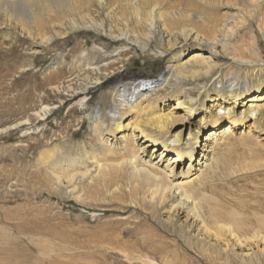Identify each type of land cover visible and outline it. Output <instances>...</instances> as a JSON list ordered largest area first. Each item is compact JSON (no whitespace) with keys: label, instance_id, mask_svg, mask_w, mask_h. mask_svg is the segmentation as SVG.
<instances>
[{"label":"rangeland","instance_id":"rangeland-1","mask_svg":"<svg viewBox=\"0 0 264 264\" xmlns=\"http://www.w3.org/2000/svg\"><path fill=\"white\" fill-rule=\"evenodd\" d=\"M75 1L74 9L65 7L58 12L60 16L57 12L48 13L43 25L29 29L31 37L11 25L0 28V264H264V254L258 249L236 247L234 251H223L212 243H204L196 234V227L190 228L183 216L168 219L161 207L139 198L138 204L131 203L130 197L124 196V192H129L127 178L120 182L123 193L109 195L104 202L77 201L67 192L52 188L47 173L54 158L49 164L52 153L48 151L59 147L57 157L80 152L83 144L90 142V113L109 105L112 88L138 79L159 78L169 57L159 51L158 37L142 52L127 41H114L93 30L73 29L69 24L70 19L78 21V16L86 15L87 10L92 9L91 16L97 19L107 18L104 13L112 11L113 19L108 17L107 28L112 23L116 34L129 27L142 35L129 1L107 11L100 9L96 0ZM184 2V9L203 13L209 24L197 22L194 26L207 35L214 24L233 27L230 24L239 23L234 30L233 46L242 51L255 42L253 46L264 60V1L260 9L251 12L249 0H211L207 5L202 0ZM142 3L140 7L146 13L147 4ZM118 15L122 20L130 17L129 24L125 25ZM49 19H56L55 23ZM183 26L175 24L170 28L181 32ZM37 37L51 40L42 43ZM206 46L207 51L202 53L210 56V47ZM92 54L113 57L112 68L97 73L87 67V72L82 60ZM228 58L231 57H222L216 72L228 75ZM258 65L261 66L255 65L252 77L264 82V62ZM98 75L101 78L95 84ZM250 79L249 90L254 92L257 80ZM82 87L88 90H83L84 94L73 90ZM143 113L138 111L136 116L135 111L130 118L141 119ZM245 123H253L252 118ZM105 135L108 136V130ZM231 142L234 144L223 146L222 152L233 170L217 180L214 196H210L226 208L239 211L249 225L264 234L259 218L264 217V122L243 137L239 133L233 135ZM174 153L169 152L170 156ZM187 161L188 158L183 159L186 167ZM197 174L195 170L193 176ZM253 228L249 236L254 234ZM126 229L135 232L124 236ZM116 234L119 245L107 243L106 236ZM145 239L151 247L141 251L137 244ZM153 244L161 247L156 251Z\"/></svg>","mask_w":264,"mask_h":264},{"label":"bare ground","instance_id":"bare-ground-1","mask_svg":"<svg viewBox=\"0 0 264 264\" xmlns=\"http://www.w3.org/2000/svg\"><path fill=\"white\" fill-rule=\"evenodd\" d=\"M115 1L111 4L112 1L96 0L98 7L106 11L129 1L135 25L141 27L142 35L129 27L119 34L114 33V24L110 23L107 28L108 17L113 19V12L104 13L107 18L104 15V18L97 19L91 16L92 9L91 12L87 10L86 15L82 11L84 16L79 15L78 21L70 19L71 28L93 30L114 41H127L142 52H146L152 40L158 37L159 51L169 55L166 69L156 79H138L115 85L109 105L95 108L90 113V142H85L80 152L62 153L57 157L59 147L54 152L48 149L52 153L49 164L54 158L51 171L47 173L50 185L56 191L67 192L77 201L95 199L104 202L109 195L115 197L119 192L123 193L120 182L127 178L129 192H124V196H129L131 203L138 204L140 199L151 206L161 207L169 215L168 219L183 216L184 222H190V228L196 227V234L204 243H212L223 251L249 247L264 254V234L249 225L239 211L226 208L213 197L217 180L233 170L226 163L223 146L234 144L231 142L233 135L239 133L243 137L259 126V122H264V82L252 77V70L256 66L260 68L258 64L264 60L259 49L253 46L255 42L242 51L233 46L234 30L239 28V23L230 24L233 27L214 24L208 35L201 32L194 24L209 23L203 13L193 8L184 9L187 5L184 0ZM202 1L205 5L211 3V0ZM263 1L249 0V12L260 9ZM74 2L0 0V28L11 25L20 29L24 36L31 37L29 29L43 25V18L48 13L57 12L59 15L58 12L65 7L74 9ZM140 3L147 4L146 13ZM129 18L122 20L119 16L125 25L129 24ZM54 20L49 19L52 24ZM188 23L192 24L187 26ZM175 24L184 25L181 32L171 31L170 26ZM35 39L42 43L51 40L48 37ZM206 45L210 47V56L202 53L207 51ZM92 55L82 60L85 70L91 67L98 73L112 68L113 57ZM222 57H231L228 58L231 62L228 75L216 72ZM100 78L98 75L94 83L99 84ZM250 78L257 80L253 84L254 92L249 90ZM73 90H81L84 94L87 88ZM241 100H244L242 105ZM135 111L136 116L138 111L144 112V116L131 119L130 115ZM198 113L200 115L195 118ZM251 118L253 123H245ZM204 126L208 128L202 131L206 128ZM170 151H175L174 155L170 156ZM187 158L186 167L183 159ZM195 170L198 174L193 176ZM259 218L264 224V217ZM251 228L254 234L249 236ZM133 231L126 229L123 235H132ZM106 238L110 245L118 244L119 234ZM147 241L137 244L141 251L151 247ZM118 247L122 248V245ZM152 247L157 251L161 246L153 244Z\"/></svg>","mask_w":264,"mask_h":264}]
</instances>
